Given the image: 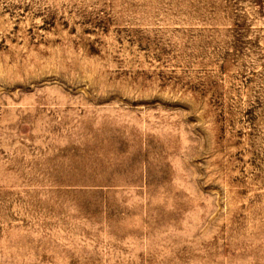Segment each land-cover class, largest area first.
<instances>
[{
    "label": "rangeland",
    "instance_id": "1",
    "mask_svg": "<svg viewBox=\"0 0 264 264\" xmlns=\"http://www.w3.org/2000/svg\"><path fill=\"white\" fill-rule=\"evenodd\" d=\"M0 264H264V0H0Z\"/></svg>",
    "mask_w": 264,
    "mask_h": 264
}]
</instances>
